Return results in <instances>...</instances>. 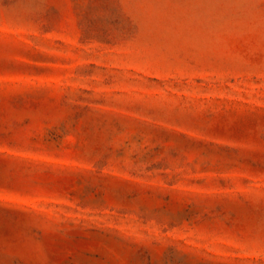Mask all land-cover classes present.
<instances>
[{
	"label": "rangeland",
	"instance_id": "obj_1",
	"mask_svg": "<svg viewBox=\"0 0 264 264\" xmlns=\"http://www.w3.org/2000/svg\"><path fill=\"white\" fill-rule=\"evenodd\" d=\"M0 264H264V0H0Z\"/></svg>",
	"mask_w": 264,
	"mask_h": 264
}]
</instances>
